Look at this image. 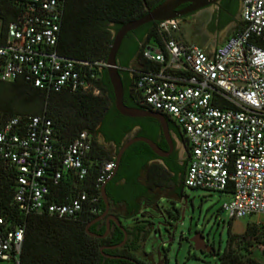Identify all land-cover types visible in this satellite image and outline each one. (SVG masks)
Masks as SVG:
<instances>
[{
	"label": "built area",
	"instance_id": "2783aa9c",
	"mask_svg": "<svg viewBox=\"0 0 264 264\" xmlns=\"http://www.w3.org/2000/svg\"><path fill=\"white\" fill-rule=\"evenodd\" d=\"M239 1L238 28L210 52L177 38L180 20L168 19L156 22L158 41L140 42L139 55L122 69L132 99L162 114L185 138L183 186L228 194L221 208L229 218L254 217L264 234V0ZM64 3H23L0 43V81L20 78L46 92L99 94L105 61L56 50ZM91 148L85 130L58 144L44 114L0 115V264H20L28 215L71 219L83 210L99 213V190L78 187L96 161ZM113 165V156L98 165L96 190ZM4 180L11 189L2 205ZM61 180L73 187L58 195ZM254 249L261 252L263 244Z\"/></svg>",
	"mask_w": 264,
	"mask_h": 264
},
{
	"label": "trees",
	"instance_id": "16d2710c",
	"mask_svg": "<svg viewBox=\"0 0 264 264\" xmlns=\"http://www.w3.org/2000/svg\"><path fill=\"white\" fill-rule=\"evenodd\" d=\"M26 0H0V43L4 39L7 24L22 11ZM162 0H65L61 26L56 42L58 54L78 59L105 61L112 42V34L123 23L135 19L159 4ZM156 22H147L127 32L116 53L117 69L123 84L122 101L127 106L141 107L131 96L130 77L122 68L127 67L139 55V43L158 41ZM99 94L69 92H46L31 86L18 78L13 81H0V115L7 118L13 115L44 114L52 122L58 144L72 140L80 131L90 135L92 148L89 154L91 162L88 172L79 188L88 192L95 189L98 165L115 157L119 146L132 133L133 136H145L155 142L160 133L158 122L150 117H127L119 114L113 105V93L105 68L98 72L96 84ZM169 126L176 127L172 122ZM136 128L133 131V128ZM100 135L105 142L113 145V150H106L97 143ZM155 158L154 153L141 141L130 144L122 153L113 177L105 184L109 205H121L123 217L135 216L140 203L152 205L154 189L159 186L173 185V192L181 197L183 176L177 179L176 171L161 164L149 163ZM0 172L2 168H0ZM6 193L1 204H7L10 185L3 181ZM73 185L63 182L56 188L58 195L65 194ZM99 213L103 203L99 197ZM98 213V214H99ZM97 214L86 210L76 218H57L47 213L30 214L25 218V232L20 252V264H136L126 259H115L111 254L122 252L123 256L133 258L137 264H144L133 256L145 236L143 224L130 227L124 245L114 249H102L103 244L113 245L121 241L122 232L110 225L108 234L102 238L88 235L84 231L86 222ZM263 227L253 222L247 223L240 234L227 236L224 250L218 254V264H264L251 256V251L258 244H263L261 255L264 258ZM94 232L93 229L89 228ZM104 230V225L101 226ZM205 253V252H204ZM209 254L214 255L213 251Z\"/></svg>",
	"mask_w": 264,
	"mask_h": 264
},
{
	"label": "rangeland",
	"instance_id": "374dc122",
	"mask_svg": "<svg viewBox=\"0 0 264 264\" xmlns=\"http://www.w3.org/2000/svg\"><path fill=\"white\" fill-rule=\"evenodd\" d=\"M177 34L181 40H187L189 26L180 22ZM129 134V136H131ZM101 144L100 138H96ZM112 151V145L103 146ZM158 195L156 206L141 203L140 211L135 217L122 219V224L128 227L136 224L145 226V236L140 241V247L133 252V256L145 264L157 263L164 259L163 264H218L217 256L226 244L227 236L240 234L247 223L254 217L231 219L221 208L223 202L230 200V196L223 192L204 191L198 188H181L178 197L171 186L163 187L154 192ZM118 212L123 218V210L119 206ZM261 220V216L259 218ZM148 230V231H147ZM194 232H200L205 242L212 247L214 255L197 251L189 241ZM251 256L264 262L261 253L254 249Z\"/></svg>",
	"mask_w": 264,
	"mask_h": 264
},
{
	"label": "water",
	"instance_id": "95a60500",
	"mask_svg": "<svg viewBox=\"0 0 264 264\" xmlns=\"http://www.w3.org/2000/svg\"><path fill=\"white\" fill-rule=\"evenodd\" d=\"M218 1L219 0H162L159 4L149 9L146 13L142 14L141 16L129 20L123 23L122 25H120L118 29L114 31L112 34V42L108 49L105 60L106 63L105 70L113 93V105L117 110V112L123 116L132 117V118L150 117L155 119L158 122L160 132L167 143L168 150L166 151L162 150L160 147L156 145L154 141L141 135L138 136L131 135L119 146L114 157V165L100 184L99 194H100V199L104 205L103 210L99 214H97L94 218L86 222L84 225V231L88 235L96 238H104L108 234L110 229V221L112 225L116 226L122 232V239L120 242L113 245H102L99 247L100 251L106 248L109 249L118 248L124 244L126 239L125 227L121 224L120 220L115 215L108 213L109 200L107 198L104 189L106 182L110 180L115 174L116 169L118 167L120 156L122 155L123 151L130 144L136 141L144 142L152 151V153H154L157 157L166 156L172 148V141H171L170 132L168 130V123L166 118L162 114L141 107L127 106L122 101L123 84L117 69V61H116V53L118 51L121 40L127 32L147 22H151V21L159 22L168 19L181 18L184 15H189L190 18H192V16L194 15L192 13L211 4H216ZM100 220H104L105 222L104 231L101 234H96L88 229V227L92 223ZM189 241L192 243L193 248L197 251L205 252V253H210L213 251L212 247L205 242L204 237L200 232H196L192 234V236H190ZM110 257L126 259L129 260L130 262L137 264L136 260L130 257L118 256V255H111ZM161 263L162 262L159 261L156 264H161Z\"/></svg>",
	"mask_w": 264,
	"mask_h": 264
},
{
	"label": "flooded vegetation",
	"instance_id": "af4514ba",
	"mask_svg": "<svg viewBox=\"0 0 264 264\" xmlns=\"http://www.w3.org/2000/svg\"><path fill=\"white\" fill-rule=\"evenodd\" d=\"M237 15L238 14H202V16H200V18L204 22L207 31H209V32H213V31L218 32V31L226 28L230 24V22L236 21ZM179 20H180V22L183 21V22L188 23V22H190V16L189 15H184L183 17L179 18ZM197 40H198V43L201 44L204 41V38L198 36ZM166 120H167V123H168V130H169L170 135H171L172 148H171L170 152L164 157H157L154 154L155 158L149 160V163L161 164V165H163V166H165L167 168L168 167L173 168V170L176 171L177 179H179L181 177L182 172L185 170L186 158H187V154H188L187 144H186L185 138L183 137V135L181 134L179 129L177 127L169 126L168 119L166 118ZM135 129L136 128L134 127L133 131ZM97 137L100 138L102 146L112 145L111 143L105 142L100 135H97L96 138ZM155 143L162 150H164V151L168 150L167 143L164 140L161 132L158 133L157 136L155 137ZM168 186L169 185H167V186H159V187L155 188L154 191L156 192L157 190L162 189L163 187H168ZM170 186L172 187V190L175 187L173 185H170ZM158 197H159L158 195H155L153 197V202L154 203L152 205L156 206V201H157ZM142 204L144 206V203H142ZM119 206L123 210V207L121 205H109L108 213L115 215L121 222L122 219H126V218H124V217L122 218L121 215L119 214L118 209H117ZM140 207H141V205H140ZM139 211H140V208H139L138 212ZM133 217H135V216H133ZM104 223H105L104 220H100V221L94 222L88 227V229L91 228V229L94 230V233L101 234L102 232H100L101 231L100 229H101V226L104 225ZM111 224L112 223L110 221V225ZM121 224H122V222H121ZM123 226L126 229V239H127L128 236H129V234H127V232H130L131 231L130 227H132L134 225L128 227L126 224H124ZM144 229H145V226H144ZM99 239H102V238H99ZM126 239H125V241H126ZM103 245H105V244H103ZM111 255L123 256L122 252H118V253L116 252V253L111 254ZM115 259H120V258H115ZM159 261H161L162 262L161 264H163V262L165 260L164 259H160V257H159L158 262ZM153 264H156V263H153Z\"/></svg>",
	"mask_w": 264,
	"mask_h": 264
},
{
	"label": "crops",
	"instance_id": "0c3cea01",
	"mask_svg": "<svg viewBox=\"0 0 264 264\" xmlns=\"http://www.w3.org/2000/svg\"><path fill=\"white\" fill-rule=\"evenodd\" d=\"M239 11H240V1L239 0H219L216 4H211L206 6L192 14V18H190V22H188L189 26V35L187 37L186 42L193 43L203 50L210 52L214 49L215 46L220 44L225 38L231 34L234 30H236L239 26ZM202 14H238L236 21L230 22V24L216 32H209L206 30V26L200 16ZM180 26V24H179ZM179 31V28H178ZM174 35L181 39V37L174 33ZM203 37L204 41L199 44L197 37ZM185 41V40H184Z\"/></svg>",
	"mask_w": 264,
	"mask_h": 264
}]
</instances>
